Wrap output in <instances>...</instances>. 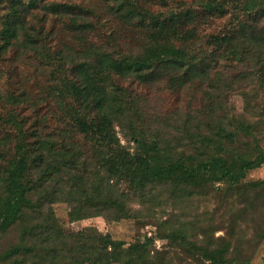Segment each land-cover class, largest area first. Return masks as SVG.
<instances>
[{"label": "trees", "instance_id": "obj_1", "mask_svg": "<svg viewBox=\"0 0 264 264\" xmlns=\"http://www.w3.org/2000/svg\"><path fill=\"white\" fill-rule=\"evenodd\" d=\"M144 1L0 0V264H252L264 226L245 233L247 219L264 222V180H244L264 165V122L217 98L223 76L211 70L220 57L264 72V0H170L164 11ZM64 9L76 13L68 32ZM20 49L48 72L42 96L8 65ZM162 75L172 86L198 81L202 106L148 119L126 81ZM56 202L73 222L148 215L173 249L66 230Z\"/></svg>", "mask_w": 264, "mask_h": 264}, {"label": "rangeland", "instance_id": "obj_2", "mask_svg": "<svg viewBox=\"0 0 264 264\" xmlns=\"http://www.w3.org/2000/svg\"><path fill=\"white\" fill-rule=\"evenodd\" d=\"M29 0H24L27 3ZM38 3L50 2V1H64V0H37ZM144 1V0H143ZM149 7L156 11H164L174 5V2L164 0H146ZM31 9V12L39 9V6ZM5 7L0 5V27L3 20V14ZM62 15L57 20L61 25H64L67 32L70 30L67 25L68 15H76L74 11L62 10ZM56 12H51L50 17L55 16ZM67 18V20H66ZM264 20V19H263ZM226 18L218 19L205 26V29L216 30L221 28L227 23ZM255 26V30L261 31L263 29L264 21H258ZM255 24V23H254ZM68 45L65 48L68 50ZM31 54V53H30ZM25 49H20L18 56L14 57L13 61L9 64H17L18 70L26 84L29 93L35 97L42 96V86L46 84L48 72L44 69L42 62L37 61L34 56L30 55ZM10 55V54H8ZM12 55V54H11ZM13 56V55H12ZM219 62L212 64V73H217L223 76L221 80L220 89L213 91L214 95L222 101L230 102V105L234 106L238 114L244 115L251 122L262 120L264 122V72L260 74L257 67L254 64H243L241 68H234V66L227 63L225 60L219 57ZM242 72V73H241ZM129 78L126 83L133 86L137 94L142 95L147 102L146 108H144L146 117L152 119L154 116H167L173 112H186L190 110H196L202 106V98L200 95L199 82H186L179 83V86H172L169 84L168 76L162 75L160 78L154 81L144 80H131ZM174 84V83H173ZM250 97L251 105L246 109L245 97ZM264 128V126H263ZM117 130H119L117 128ZM262 138V145L264 146V133L259 134ZM118 136L122 139L123 143H127L122 133L118 131ZM256 180H264V165L251 170L245 182H252ZM219 199L214 198L211 201L212 207H209V211H213V207L218 205ZM208 203V202H207ZM200 211L207 207L206 202L200 203ZM135 207H140L138 204H134ZM55 215L57 216L60 224L66 230L78 231L87 226H93L99 229L104 234H111L113 238L121 240L125 243V246H129L132 243L141 241L145 242L149 238L153 239L151 248L162 250L165 247L172 248L168 245L166 240L160 239L157 235V226L155 221L150 220L148 215L141 220L134 219H122L118 221H107L103 217H91L80 221H71L69 218L70 206L67 202H56L53 204ZM219 213L215 216L216 226L219 227L216 232V236H223L226 234V223H221L219 219ZM249 223L247 226L246 239L251 238L254 233V228L257 224L264 226V222L259 220L247 219ZM225 228V229H224ZM173 249V248H172ZM252 264H264V239L259 241L258 246L251 253Z\"/></svg>", "mask_w": 264, "mask_h": 264}]
</instances>
